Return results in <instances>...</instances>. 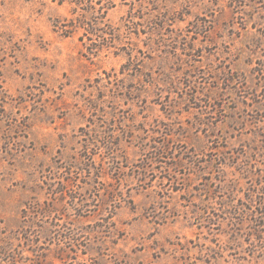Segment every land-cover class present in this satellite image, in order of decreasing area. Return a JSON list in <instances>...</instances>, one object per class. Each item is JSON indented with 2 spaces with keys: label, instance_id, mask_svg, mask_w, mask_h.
Returning <instances> with one entry per match:
<instances>
[{
  "label": "rangeland",
  "instance_id": "rangeland-1",
  "mask_svg": "<svg viewBox=\"0 0 264 264\" xmlns=\"http://www.w3.org/2000/svg\"><path fill=\"white\" fill-rule=\"evenodd\" d=\"M237 1L0 0V264H264L247 192L220 186L239 173L215 161L238 151L236 119L257 126L227 78L257 86L264 0ZM74 19L97 32L66 35ZM112 130L116 159L85 149ZM176 161L192 170L162 168ZM50 183H70L65 207L34 214L24 243L22 210L52 202Z\"/></svg>",
  "mask_w": 264,
  "mask_h": 264
},
{
  "label": "trees",
  "instance_id": "trees-1",
  "mask_svg": "<svg viewBox=\"0 0 264 264\" xmlns=\"http://www.w3.org/2000/svg\"><path fill=\"white\" fill-rule=\"evenodd\" d=\"M243 0H239L237 1L236 4V8L242 6ZM246 5V4H245ZM252 8L254 6H251ZM259 19V18H258ZM262 19V18H260ZM259 19V25L261 26L260 28H262L261 31H263L264 33V20H260ZM60 23V22H58ZM83 25V26H82ZM85 26H88V29L90 31V33L94 34L95 31L97 32L96 27L93 24H89L85 22H81V24H77V19L74 20H70L69 22L66 23H62L59 24V27L62 29V31L66 34V35H70L73 34L75 32H77V30L81 27L85 28ZM257 26H258V22H257ZM257 26H255L254 28H256ZM258 30V29H257ZM103 33H105V31H103ZM101 37V35H100ZM260 44H264V42H259L257 40V42L253 45L255 48L253 49V51H257L259 52V50H256L258 48H261ZM256 52V54H257ZM255 52H253L254 54ZM258 66H260V72L258 74H255L254 77H256L257 79V86H252V85H248V81L247 78H242V75H237L235 76V74H232V76H228L227 83H233L235 85H238L236 89V91H239V95H242L246 98H251L252 99V103L249 102H244L246 103L247 107H255L258 108V110L254 109L253 113L256 112L255 114H250L251 118H253V122L257 124L256 128H248L249 127V118L247 116H244L241 120H237L236 119V124L238 126V128L235 130L238 133L236 134V141L237 143H239V148L238 151H234L232 153H229V156H226L225 154H227V152H221L218 148V155L215 159V161H220L219 167L217 168L219 173H223V167L224 165L230 167V168H234V170H232V172L234 174L239 173V176L237 178H232V180L230 181V183H224V184H220L221 188H223V186H225L229 191L231 192H242V191H246L248 194V198H247V203L250 204L252 206V208H250V210L253 212V215L255 216V223L257 225V232H258V243L260 245H264V238H263V233H264V58L259 59L258 60ZM257 68V67H256ZM254 68V69H256ZM243 79V80H242ZM103 77H99L98 81H102ZM231 87V86H229ZM147 91V90H145ZM159 101V100H157ZM100 102L99 104H95L94 106H92L90 108V110L92 111V115H94L95 113H99L102 111L101 107H100ZM116 120V118H114ZM235 119V118H234ZM114 120V123H115ZM90 124H96L97 126H100V121L97 122L95 121V119L93 120H89ZM105 121L101 120V123L103 124ZM115 125L114 128L115 129ZM113 131V130H112ZM117 130H114L111 134H108V139H109V143L108 144H104L101 145V137L97 136L99 133H97L95 136H93V134L88 135V138L86 140V143L84 144L85 149L88 148L90 145H92L93 147H95L94 150H92V148H90V151H95L93 152V155H97L100 153H102L103 150H107V151H112V159H116L114 157L115 156V149L118 148L119 146V142L118 140H120V135L119 133H114ZM253 134V136H252ZM106 139V138H104ZM89 151V152H90ZM170 154L169 153V148L166 144H163L162 147H160L159 149L157 148L154 151V156L155 158H152V160L156 161L157 164L158 163H165V161H163V159H168L167 155ZM225 160V162L223 161ZM90 164L85 163V165L87 166L88 170H92L93 169V165H95V157L93 156V158H91L88 161ZM81 165L83 164V161L81 160ZM167 166L162 165V168H164L169 174H171L172 172L174 173H178L181 172L185 175V173L188 170H192L191 168L187 167V164L183 161H176V163H172V164H168L166 163ZM211 167H213V160H211L210 162ZM209 165V167H210ZM260 166L261 168V172L259 174H257L256 168ZM222 167V168H221ZM67 168L69 170H71V167L68 165ZM206 169V168H205ZM83 170L85 171L86 169L83 168ZM184 170V171H183ZM210 170H213V168H211ZM183 171V172H182ZM172 175V174H171ZM101 176L98 175L96 177V179H99ZM200 178L205 177V176H201L199 175ZM206 179V178H205ZM222 182V181H221ZM243 183L245 184V186L243 185ZM70 185V183H61L59 186H55L52 183L49 184L50 188H49V193H53L52 195H55V198H52V202L51 201H47L43 204H39V203H34V202H30L29 204H27V206L22 210V218H23V225H22V231L20 233H18V237L17 239L20 238L23 239L24 243L27 244H35L36 243V237L38 235V231H36L37 229V223L34 220V214H38L41 215L43 217H51L54 213H61L62 208L65 207V203L67 202V188ZM212 186V184L208 185V189ZM207 189V188H206ZM204 190L206 193H211L212 190L210 189L209 191ZM72 203L74 205V207L76 208V206L78 205L79 202H77V198L75 196H70ZM84 201V200H83ZM105 201V199H104ZM80 204L82 206L85 205L84 202H80ZM57 205L62 206V208H58ZM236 205V204H235ZM233 205L235 208L236 206ZM253 205L254 207H256V212L258 211V215L254 214V210L253 209ZM232 206V207H233ZM103 209H107L105 208H101ZM255 212V213H256ZM237 214V211H235L234 215ZM249 215V213H247V216ZM43 228V226H42ZM48 228V227H47ZM255 235V234H254ZM12 239H15L14 236H12L11 238L7 239V241L5 242L4 240H1L2 242L6 243V244H10V242L12 241ZM75 239V238H74ZM264 248V247H263ZM2 253V251H1ZM4 254H6V252L4 251Z\"/></svg>",
  "mask_w": 264,
  "mask_h": 264
}]
</instances>
